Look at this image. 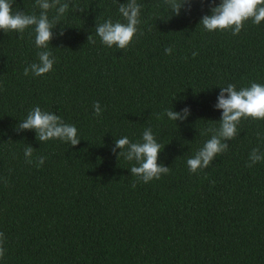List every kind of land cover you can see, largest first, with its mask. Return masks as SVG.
Wrapping results in <instances>:
<instances>
[{
  "label": "trees",
  "instance_id": "1",
  "mask_svg": "<svg viewBox=\"0 0 264 264\" xmlns=\"http://www.w3.org/2000/svg\"><path fill=\"white\" fill-rule=\"evenodd\" d=\"M62 2L69 10L53 29L55 63L45 75H23L43 50L34 28L0 30V264H264V160L247 166L253 148L264 153V119L242 118L207 168L187 165L211 138L206 130L220 126V87L264 85V21L245 22L238 35L209 32L199 24L211 14L208 0L178 16L164 0H137L138 32L119 49L102 44L95 27L126 23L118 9L127 0ZM12 7L40 13L35 0ZM36 106L74 125L79 144L17 133ZM185 107L184 121L164 114ZM148 128L170 171L145 184L112 148L125 136L142 142Z\"/></svg>",
  "mask_w": 264,
  "mask_h": 264
},
{
  "label": "clouds",
  "instance_id": "2",
  "mask_svg": "<svg viewBox=\"0 0 264 264\" xmlns=\"http://www.w3.org/2000/svg\"><path fill=\"white\" fill-rule=\"evenodd\" d=\"M204 3V0H200ZM14 0H0V30L3 32L15 31L23 33L26 29L33 27L35 32V45L38 49V63H32L24 69L23 75L42 76L53 69L55 57L49 50L50 42L53 39V29L59 24L60 19L69 10V2L62 0H35V6L40 9V13L25 14L22 11H13ZM165 5L172 15H180L182 9L191 10L192 0H164ZM210 5V15L201 17L199 24L209 32L211 31H231L233 35H238L245 22L251 20L259 25L264 21V0H220L215 4V0H208ZM141 5L137 0H127L126 3L119 4V13L126 23L113 22L111 19L96 25V35L102 44L111 48L114 45L119 49L127 48L138 32L140 24ZM55 9L56 15L49 19L48 12ZM83 11V9H77ZM59 35H63L61 29ZM87 42L95 43L89 35ZM165 54L170 55L173 51L171 47L165 48ZM193 57L197 55L192 53ZM216 109L222 110L220 126L208 128L205 132L211 133L203 147L199 149L192 158L187 160V165L191 173L207 168L217 155L228 149L226 141H230L237 136L238 125L241 119H264V85L251 83L249 87L239 90L233 84L220 87ZM94 114L99 116L102 112L99 102L93 105ZM172 121H184L190 115V109L185 107L179 112L166 109L164 113ZM17 133L32 130L36 133V139L40 142L49 140H60L69 143L71 146L79 144L77 128L74 125L66 124L59 115L52 112L42 111L39 106L34 107L26 118L16 126ZM164 147V146H163ZM117 156H123L125 160L135 164L130 168V173L137 177L138 181L147 184L153 179L159 180L162 175L169 173L170 168L163 164H158L159 154L162 145L157 142L151 128L145 129L142 135V142L133 143L128 137L115 140L112 152ZM34 149L27 146L24 149L26 162L31 163ZM45 157L38 158V165H43ZM264 160V153L259 148H253L249 154L248 167H252L257 162ZM214 183V182H213ZM133 183L132 187L135 188ZM5 249L3 248V233H0V258H3Z\"/></svg>",
  "mask_w": 264,
  "mask_h": 264
}]
</instances>
